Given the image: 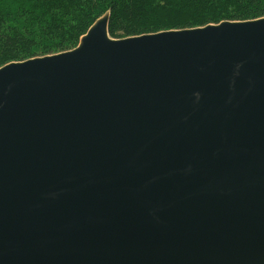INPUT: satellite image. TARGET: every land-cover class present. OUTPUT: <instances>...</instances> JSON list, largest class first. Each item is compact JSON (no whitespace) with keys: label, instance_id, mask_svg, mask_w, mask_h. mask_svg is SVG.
<instances>
[{"label":"water","instance_id":"95a60500","mask_svg":"<svg viewBox=\"0 0 264 264\" xmlns=\"http://www.w3.org/2000/svg\"><path fill=\"white\" fill-rule=\"evenodd\" d=\"M0 68V264H264V18Z\"/></svg>","mask_w":264,"mask_h":264},{"label":"trees","instance_id":"16d2710c","mask_svg":"<svg viewBox=\"0 0 264 264\" xmlns=\"http://www.w3.org/2000/svg\"><path fill=\"white\" fill-rule=\"evenodd\" d=\"M109 1V31L114 39L138 36L146 19L152 25L157 19L165 20V26L157 28L159 31H166L167 27L178 30L219 24L224 18L206 14L223 4L236 8L226 20L244 22L264 18V0ZM98 4V1L92 4L95 7L92 16L83 18L87 9H81L78 0H27L26 7L18 4L15 9L8 0H0V68L75 49L92 25L106 15Z\"/></svg>","mask_w":264,"mask_h":264},{"label":"rangeland","instance_id":"374dc122","mask_svg":"<svg viewBox=\"0 0 264 264\" xmlns=\"http://www.w3.org/2000/svg\"><path fill=\"white\" fill-rule=\"evenodd\" d=\"M97 1L99 3L98 5L102 8H104L103 10L106 11V14L110 13L111 8H109V4H110L109 0H78L79 7L81 9H84V8L87 9L85 12L83 11L84 14L86 13L85 15L82 14L83 18H85L88 15H90V16L93 15L95 7L92 6V4H94V3L96 4ZM8 2L11 4L12 9L13 8L15 9L18 6V4H19V6H22V7H26V5H27V0H8ZM235 11H236V8L234 9V8L227 6L226 4H223V5H220L216 9V11L209 12L206 15L210 16V17L213 16L216 19L217 18H224V19H222V21H220V23H222L224 21H230V20H226V17L230 16V14L235 12ZM148 21H149V19H146L143 22V25L140 26V30H142V32L138 36H144V34H155V33H159V32H167L168 30H174V28H171V27H167L166 31L157 30V28L160 27L161 25L165 26V22H166L165 20L157 19V22H155L154 25H152ZM153 21H155V20H153ZM78 46H79V43H78ZM77 47H75V48H77ZM73 50H75V49H73ZM52 55H56V54H52ZM40 57H43V56H40ZM40 57H37V58H40ZM29 59H33V58H29ZM26 61H28V60H26Z\"/></svg>","mask_w":264,"mask_h":264}]
</instances>
